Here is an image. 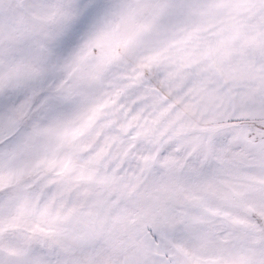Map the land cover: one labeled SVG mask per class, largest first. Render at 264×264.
<instances>
[{
    "label": "snow or ice",
    "instance_id": "6c2138e0",
    "mask_svg": "<svg viewBox=\"0 0 264 264\" xmlns=\"http://www.w3.org/2000/svg\"><path fill=\"white\" fill-rule=\"evenodd\" d=\"M0 264H264V0H0Z\"/></svg>",
    "mask_w": 264,
    "mask_h": 264
}]
</instances>
